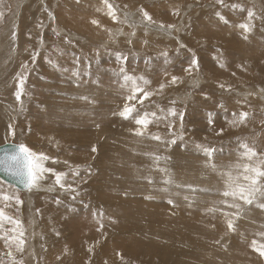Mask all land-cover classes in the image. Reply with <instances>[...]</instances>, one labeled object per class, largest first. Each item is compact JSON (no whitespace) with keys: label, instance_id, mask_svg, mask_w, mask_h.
<instances>
[{"label":"rangeland","instance_id":"1","mask_svg":"<svg viewBox=\"0 0 264 264\" xmlns=\"http://www.w3.org/2000/svg\"><path fill=\"white\" fill-rule=\"evenodd\" d=\"M207 1L108 0L113 20L104 0H0V144L55 158L45 167L70 175L64 182L75 189L59 188L51 173L28 191L0 179V209L20 221L5 219L1 235L22 231L25 241L23 252L0 246V263L4 255L7 264H264L253 247L264 245V196L249 205L221 195L223 173L264 158V0ZM193 57L198 66L186 72ZM211 68L224 69V81L210 80ZM230 69L241 73L229 85ZM249 73L257 76L242 82ZM18 74L26 76L20 101ZM125 74L149 80L155 93L142 106L130 103L167 117L143 136L119 114L129 103ZM238 112L248 113L244 123H233ZM243 144L257 153L252 161ZM8 188L22 203L2 198L11 197ZM48 197L56 205L42 212Z\"/></svg>","mask_w":264,"mask_h":264},{"label":"snow or ice","instance_id":"2","mask_svg":"<svg viewBox=\"0 0 264 264\" xmlns=\"http://www.w3.org/2000/svg\"><path fill=\"white\" fill-rule=\"evenodd\" d=\"M105 5L108 8V14L112 17L113 20H116L117 17L115 15V10L113 5L108 3V0H104ZM217 3L223 5L224 0H217ZM236 7V5H233ZM2 13H0V17H2ZM223 20L224 23H228V21L220 16V13L216 14ZM249 18L253 16L252 12L248 13ZM145 19L151 21V17L148 16L147 13H144ZM93 24H98V21L93 20ZM163 28L164 25H161ZM168 27H172L169 25ZM238 27L243 29L245 32L251 30L250 25L247 23L239 24ZM246 38V37H245ZM167 55L166 53L164 54ZM33 60H35V56H33ZM193 66H198V61L195 57L191 60L188 69H185L186 72H190ZM26 67V65L24 66ZM124 70L121 69V72ZM74 75H78V73H74ZM19 82L17 85V91L15 93V97L17 101H20L21 96L24 94L23 85L26 80V76L23 74H18ZM124 84L122 87L127 88L128 95L126 96V103L123 107V110L119 113L124 119H132L134 120L135 124L138 126L135 129V134L139 136H143L145 134V130L148 129L149 125L156 122L160 119H167V117H158L156 112H147L144 111L143 114L137 109L136 104H132L130 102L136 101L139 105H143L144 101L154 95L155 93L152 91L146 90L145 86L150 84V81L145 79L144 77H134L125 74L123 76ZM179 80V77L173 76L171 78L170 83L175 84ZM142 81V83H140ZM165 87V84L159 85V90L162 91ZM223 87V86H222ZM84 100H88V97H81ZM163 111V110H161ZM169 115L175 116L177 115L175 109H169ZM235 115V114H234ZM248 117L247 112L239 113V116L233 120V123H244ZM182 119V114H181ZM212 121L209 120V123ZM169 128L172 127L171 124L168 125ZM9 129L11 131V125H9ZM223 132V129L220 130L218 135ZM14 135V132H12ZM152 139L160 140V136H152ZM171 143H175L174 140ZM199 147V146H198ZM245 151L243 155L247 157L249 161H252L254 157L257 156V153L250 149L247 144H243L241 146ZM96 149L93 147L92 151ZM4 156L0 158V170H3L6 174L12 175L14 177H18L20 182L24 185L25 188L31 190L34 187H38V183L40 180L44 178L45 173H51L55 176V185L59 186L61 189L65 190H72L71 184L65 183V178L68 175L65 172H56L55 169L51 167H45V162L49 160H53V162H57L55 158L49 157L44 153H37L32 151L24 144H19L12 148H4ZM205 154L208 155L209 150L205 149ZM159 159V157H157ZM65 163H67L65 161ZM215 168V165H213ZM237 169L242 167V171H238L235 176H233L231 171L223 173L226 176L225 180V188L221 195L225 198L231 197L233 201L237 199L244 201V203L251 205L253 203V199L257 193L264 195V158L259 159L255 164L249 163L244 164L243 166L237 165ZM73 175H79L78 172H74ZM49 190H52L51 188ZM4 200L16 199L17 203H22L18 197H9L3 196ZM171 203V201H169ZM221 203H224L229 208H240L238 203H228V201L222 200ZM264 207V205H262ZM211 210V209H210ZM227 215V213H225ZM7 219L11 223L16 226H19V220H13L11 217H5L3 209H0V227H3V221ZM227 227L229 230H234V225L231 220L228 221ZM12 231H15L13 229ZM24 233L21 231L19 232V236H8L7 234L0 239H5L6 244L9 242L15 243L16 249L19 252L24 251V244L25 241L21 238L23 237ZM260 235H264V233H260ZM253 247L256 251L260 253L261 256H264V245H258L256 241H253ZM9 257L12 256V252L9 251L7 253Z\"/></svg>","mask_w":264,"mask_h":264},{"label":"bare ground","instance_id":"3","mask_svg":"<svg viewBox=\"0 0 264 264\" xmlns=\"http://www.w3.org/2000/svg\"><path fill=\"white\" fill-rule=\"evenodd\" d=\"M208 1H211V0H208ZM207 1V2H208ZM214 2H216V0H213ZM206 2V3H207ZM201 3V2H200ZM204 4V3H203ZM178 7V6H177ZM238 9H239V7H238ZM128 13V12H127ZM152 13H154V12H152ZM205 14V13H204ZM152 15V14H151ZM156 16L158 15V17H160V15L158 14V13H156L155 14ZM154 15V16H155ZM210 15H211V13H207V17L206 18H204V19H206V21H205V23H206V25H207V20H211V19H213L212 17H210ZM123 16H124V18H128L130 21H135V22H132V26H136V24H137V22H136V20H134V19H131L132 17V15H127L125 12L123 13ZM149 16V15H148ZM153 17V16H152ZM201 19H203V18H201ZM164 20H166V19H164ZM179 20V19H178ZM214 20H215V18H214ZM213 20V21H214ZM144 21V20H143ZM142 22V21H141ZM157 23V22H156ZM7 24V23H6ZM226 24V23H225ZM138 25H140V24H138ZM170 25V24H169ZM181 25H183V24H181ZM212 25H214V24H212ZM174 26V25H173ZM147 27H148V25H147ZM146 26H145V28H147ZM151 27V26H150ZM153 27V26H152ZM165 27V26H164ZM139 28V27H138ZM154 28V27H153ZM166 28V27H165ZM134 29H135V27H134ZM154 30V29H153ZM226 30V29H225ZM228 30V29H227ZM168 32V31H167ZM230 32H232V31H230ZM169 33V32H168ZM171 33V32H170ZM172 33H173V31H172ZM229 33V32H228ZM207 34V33H206ZM207 36V35H206ZM230 38V37H229ZM233 38V37H232ZM202 41V40H201ZM242 46V45H241ZM235 48V47H234ZM241 49V48H240ZM223 52V51H222ZM205 53V52H204ZM204 53H203V55H204ZM213 55H214V57L215 58H217V59H220V57L222 56V53H219V52H214L213 53ZM5 56V55H4ZM240 56V55H239ZM199 57H201V55L199 56ZM203 58L204 59H202V63H203V65H207L209 68H210V64L209 63H211L210 61V59H206V56L204 55L203 56ZM201 61V60H200ZM221 61V60H220ZM187 62V61H186ZM225 62V61H224ZM215 63H216V61H215ZM226 63V62H225ZM215 65V64H214ZM226 65V64H225ZM245 65V64H244ZM221 66V65H220ZM46 67V66H45ZM49 67V66H48ZM224 67V66H223ZM237 67V66H236ZM221 68V67H220ZM240 68V67H239ZM238 68V69H239ZM237 68H235V70H236ZM245 69V68H244ZM203 70V69H202ZM210 70V71H209ZM209 70H206V74L208 75V77H209V79L210 80H215V81H219L220 80V82L221 81H224L222 78H223V76L224 75H226V74H223L222 75V73L224 72L225 73V71H223L224 69H222V71H219V70H216V69H213V68H211V69H209ZM213 70H215V71H213ZM235 70H232V69H230V75L232 74V76L229 78V80L227 81V83H229V85L231 84V83H236L237 81H239L238 80V78L237 77H240L239 75H240V73L239 74H237V75H234V72L236 73V71ZM244 71V70H243ZM245 71H246V69H245ZM257 73V72H256ZM228 74V73H227ZM206 75V76H207ZM243 75V74H242ZM257 75H255L254 73H249V74H247L246 75V77L245 76H243V77H245V78H243V79H240V80H242V82H244V81H249V78H253V77H256ZM183 78V77H182ZM237 80V81H236ZM208 82H210V81H208ZM245 82V83H246ZM251 81H249V83H250ZM89 86V85H88ZM237 86V85H236ZM67 88V87H66ZM97 88H99V87H97ZM185 88V87H184ZM247 88V87H246ZM94 89V88H93ZM241 90V89H240ZM251 89H249V90H245L244 91V95H246V96H248L249 95V91H250ZM239 91V90H238ZM259 91V90H258ZM95 92V91H94ZM101 92V91H100ZM111 93V92H110ZM110 93H108L107 92V94H110ZM242 93V92H241ZM240 93V94H241ZM256 93V92H255ZM259 93V92H258ZM76 94V93H75ZM93 94V93H92ZM94 94H96V93H94ZM243 94V93H242ZM251 94V93H250ZM252 94H253V92H252ZM64 95V94H63ZM79 95V94H78ZM81 95H83V94H81ZM98 95V94H97ZM100 95V94H99ZM259 95V94H258ZM77 96V95H76ZM195 96H197V95H195ZM194 96V97H195ZM84 97V96H83ZM260 97H261V95H260ZM73 98V97H72ZM79 98V97H78ZM199 99H200V97H198ZM80 99V98H79ZM82 99V98H81ZM196 99V98H195ZM242 99V98H241ZM245 99H247V98H245ZM261 99V98H260ZM249 100V99H248ZM259 100V99H258ZM99 101V100H98ZM202 101V100H201ZM198 102H200V100L198 101ZM198 102H197V106H195V108L196 107H199V106H201V105H199L198 104ZM103 103H105V102H103ZM101 104V103H100ZM195 104V103H194ZM211 105V104H210ZM97 106V105H96ZM193 107V106H192ZM101 108V107H100ZM89 109V108H88ZM243 109V108H242ZM239 113V112H238ZM216 119V118H215ZM229 125V124H228ZM227 127H229V126H227ZM231 130V129H230ZM99 134H97L98 136H103L104 134H105V132H102V129H100L99 131ZM217 134V133H216ZM215 134V135H216ZM89 135H93V134H91V133H89ZM198 135V134H197ZM56 138H57V136H55ZM59 137V136H58ZM62 137V136H61ZM196 137V136H195ZM46 138H47V140L49 139V137H47L46 136ZM202 138V137H201ZM199 139V138H198ZM112 140H114V142H117V140H115V139H112ZM248 140V139H247ZM55 141V140H54ZM56 141H57V139H56ZM64 141V140H63ZM104 141V140H103ZM199 141V140H198ZM60 143V142H59ZM241 143V142H240ZM55 144V143H54ZM107 145V144H106ZM111 145V144H110ZM238 145V144H237ZM250 147V146H249ZM238 148V147H237ZM100 151H102V149H103V147H99L98 148ZM237 150V149H236ZM233 151V150H232ZM85 159V158H84ZM230 161V160H229ZM256 161H258V160H256ZM255 162V161H254ZM229 165V164H228ZM227 165V166H228ZM233 166V165H232ZM230 167V166H229ZM228 167V168H229ZM235 167V166H234ZM242 169H240V171H241ZM237 170H235V172H236ZM201 172H204L203 170L201 171ZM70 174V173H69ZM70 175H68V177H69ZM73 176V175H72ZM97 177V176H96ZM72 185V184H71ZM87 185H89V184H87ZM224 188H225V186L223 185V186H221V189H223L224 190ZM6 189V188H5ZM9 189V188H8ZM6 190V191H9V194L11 195V197H16L15 195V193H14V191H12L11 189H9V190ZM18 189V188H17ZM20 190V189H19ZM20 191H24V190H20ZM26 191H28V190H26ZM61 192V191H60ZM264 196V195H263ZM263 199V198H262ZM16 201V199H10L9 200V202H15ZM47 202H48V205H47V203L46 202H42V207L43 208H45L44 210H41L42 212H48L49 210H51L50 208H48V207H51V206H55L56 204H54L53 202H50L49 201V197L47 198ZM149 205H151V203H149ZM58 206V205H57ZM53 209V208H52ZM55 214V213H54ZM151 217V216H150ZM6 226H7V224L5 225V228H6ZM11 226H13V225H11ZM8 228H10V227H8ZM12 229V228H11ZM3 230V229H2ZM6 231V230H5ZM1 233H3V232H0V237H3L4 235H1ZM6 235V234H5ZM8 235V234H7ZM15 236V235H14ZM3 240H5V239H0V246L1 247H12V244H10V243H8V245L9 246H3L4 244H5V242H3ZM7 245V244H6ZM14 245V244H13ZM2 248V249H3ZM1 250V249H0ZM1 252V251H0ZM46 259H51V258H53V255H52V253L48 250V253L46 254ZM44 257V258H45ZM5 258H7V257H5ZM11 258V257H10ZM1 263H3V264H7V262L4 260V255H3V258H2V260H1ZM0 263V264H1Z\"/></svg>","mask_w":264,"mask_h":264},{"label":"water","instance_id":"4","mask_svg":"<svg viewBox=\"0 0 264 264\" xmlns=\"http://www.w3.org/2000/svg\"><path fill=\"white\" fill-rule=\"evenodd\" d=\"M19 145L15 142H4L0 144V158L4 156V148H12L14 146ZM0 179L7 182L8 184L13 185L14 187L20 189V190H27V188L24 187V185L20 182V179L18 177H14L12 175L6 174L3 170H0Z\"/></svg>","mask_w":264,"mask_h":264}]
</instances>
